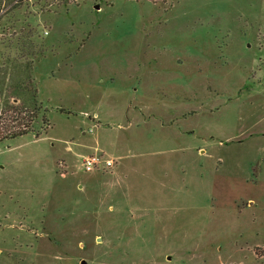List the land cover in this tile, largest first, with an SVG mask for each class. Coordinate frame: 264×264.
<instances>
[{"label": "rangeland", "instance_id": "rangeland-1", "mask_svg": "<svg viewBox=\"0 0 264 264\" xmlns=\"http://www.w3.org/2000/svg\"><path fill=\"white\" fill-rule=\"evenodd\" d=\"M12 6L50 126L0 143V264H264V0Z\"/></svg>", "mask_w": 264, "mask_h": 264}, {"label": "trees", "instance_id": "trees-1", "mask_svg": "<svg viewBox=\"0 0 264 264\" xmlns=\"http://www.w3.org/2000/svg\"><path fill=\"white\" fill-rule=\"evenodd\" d=\"M31 0H0V7L4 2L5 5H12L11 10L16 9L22 4ZM42 11L51 6H68L70 4H79L86 0H36ZM98 2H105L112 5L114 0H94ZM141 1V0H136ZM155 2H167L169 0H151ZM17 22L13 27L17 26ZM32 46L31 48H33ZM41 53L38 50H31L28 53L19 54V59L25 56ZM34 69L32 61L28 60L27 76L25 81H20L19 85L14 89L16 96L11 98L0 99V143L13 140L17 137L27 135L34 132V126L38 121L44 124L41 131L34 132L35 137H39L42 132L46 131L50 124L45 114L46 109H42L40 101L38 100V88L35 79L32 75ZM3 79H0V84L3 85ZM3 89H0V95ZM1 97V96H0ZM14 100V101H13ZM49 125V126H48Z\"/></svg>", "mask_w": 264, "mask_h": 264}, {"label": "built area", "instance_id": "built-area-1", "mask_svg": "<svg viewBox=\"0 0 264 264\" xmlns=\"http://www.w3.org/2000/svg\"><path fill=\"white\" fill-rule=\"evenodd\" d=\"M81 164L87 172L109 171L114 167L115 158L99 149H95L82 156Z\"/></svg>", "mask_w": 264, "mask_h": 264}, {"label": "crops", "instance_id": "crops-1", "mask_svg": "<svg viewBox=\"0 0 264 264\" xmlns=\"http://www.w3.org/2000/svg\"><path fill=\"white\" fill-rule=\"evenodd\" d=\"M264 95V91H263V93H262V96ZM256 121H257V123H258V126L260 125L261 127H259L260 128V131H258V132H260V135L259 136H264V115H262V116H260V117H257L256 118ZM255 122V121H254ZM36 138V137H35ZM38 138V137H37ZM83 155H81V157H82ZM264 171V170H263Z\"/></svg>", "mask_w": 264, "mask_h": 264}, {"label": "water", "instance_id": "water-1", "mask_svg": "<svg viewBox=\"0 0 264 264\" xmlns=\"http://www.w3.org/2000/svg\"><path fill=\"white\" fill-rule=\"evenodd\" d=\"M95 8H98V9H99V8H100V5H99V4H96V5H95ZM84 263H85V262H82V264H84Z\"/></svg>", "mask_w": 264, "mask_h": 264}]
</instances>
